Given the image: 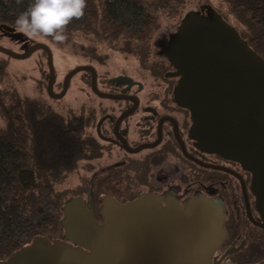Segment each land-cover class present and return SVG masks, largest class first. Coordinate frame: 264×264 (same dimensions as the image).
<instances>
[{
	"label": "flooded vegetation",
	"instance_id": "1",
	"mask_svg": "<svg viewBox=\"0 0 264 264\" xmlns=\"http://www.w3.org/2000/svg\"><path fill=\"white\" fill-rule=\"evenodd\" d=\"M208 9H189L143 55L110 51L108 58L123 54L117 72L105 70L106 56L83 50L92 56L85 66L93 69L79 73L86 103L66 117L59 115L83 145L60 188L62 208L83 203L101 225L106 199L123 205L147 196L160 207L177 204L184 209L207 201L221 211L224 232L210 264H264V176L241 157L227 158L201 147L192 135L190 111L180 105V41L175 43L174 36L186 15L193 24ZM16 33H21L17 39L4 37L19 49L41 43ZM69 73L58 80L55 71L54 94L63 90ZM92 74L102 96L92 91Z\"/></svg>",
	"mask_w": 264,
	"mask_h": 264
},
{
	"label": "water",
	"instance_id": "2",
	"mask_svg": "<svg viewBox=\"0 0 264 264\" xmlns=\"http://www.w3.org/2000/svg\"><path fill=\"white\" fill-rule=\"evenodd\" d=\"M190 23L186 15L174 36L180 41V105L194 123L192 135L206 150L227 158L241 157L264 176V60L240 38L235 28L212 9ZM12 40L21 33L0 26ZM24 35V34H22ZM17 53L0 47V53L23 60L42 50L46 55V93L64 97L70 79L92 68L77 67L54 94L55 70L50 48L42 43ZM93 70V69H92ZM91 88H96L92 74ZM60 224L63 240L36 237L0 264H210L214 249L224 237L222 213L212 203L177 204L167 208L142 196L123 205L102 201V224L85 205L64 206Z\"/></svg>",
	"mask_w": 264,
	"mask_h": 264
},
{
	"label": "trees",
	"instance_id": "3",
	"mask_svg": "<svg viewBox=\"0 0 264 264\" xmlns=\"http://www.w3.org/2000/svg\"><path fill=\"white\" fill-rule=\"evenodd\" d=\"M190 1L87 0L83 18L67 26L65 41L55 42L51 37L35 40L51 51V47L66 46L83 52L79 40L74 39L81 36L80 41L89 42L85 46L89 51L136 50L143 55L151 50L162 23L181 18ZM221 1L235 19L240 38L264 60V0ZM32 3L0 0V26L13 28L16 33V18ZM46 74L42 80L45 88ZM0 116L5 122L0 126L1 262L36 237L50 242L63 240L61 187L83 145L75 130L48 105L20 97L11 88L0 89Z\"/></svg>",
	"mask_w": 264,
	"mask_h": 264
},
{
	"label": "rangeland",
	"instance_id": "4",
	"mask_svg": "<svg viewBox=\"0 0 264 264\" xmlns=\"http://www.w3.org/2000/svg\"><path fill=\"white\" fill-rule=\"evenodd\" d=\"M205 6H209L213 10L216 9L224 22L230 24L232 27L236 26L235 19L228 14L226 7L221 0H209V2H207V0H191L188 5H185L182 11L188 12L191 7L195 10V7H200L201 9V7ZM179 15L180 14H176L175 16ZM176 22V19H172L170 23L163 22L160 29L157 31L156 37L161 35L167 29L168 31H173L177 26ZM74 39H77V41L79 40L78 43L82 46V50H87L85 46L89 44L88 41H80L83 40L81 36L75 37ZM42 42L45 43V40H42ZM0 47L17 53L21 52L17 45L13 44L11 40L4 36H1V34ZM51 49L54 70L56 71L58 80H61L67 72L72 71L77 67L85 66L91 61L92 57L91 54L84 51L82 52L78 48L73 49L66 46H55L51 47ZM98 52L101 55L110 54V51L108 50ZM122 55V53L113 54L107 58L106 61L108 63L105 70L109 67L111 71L112 68V73L121 69L122 66L119 62ZM46 71H48L46 58L45 56H42L41 52H35L29 58L23 60H17L0 53V89L11 88L15 90L20 97H28L43 102L48 105L53 112L64 117H66L67 114L77 111L83 106V103H86V90L79 73L70 80V85L65 96L59 101H52L47 95L45 83L42 81ZM0 126H5V122L1 116Z\"/></svg>",
	"mask_w": 264,
	"mask_h": 264
},
{
	"label": "clouds",
	"instance_id": "5",
	"mask_svg": "<svg viewBox=\"0 0 264 264\" xmlns=\"http://www.w3.org/2000/svg\"><path fill=\"white\" fill-rule=\"evenodd\" d=\"M22 0H16L21 3ZM87 0H33L15 20L17 30L30 39L51 37L55 42L66 39L67 26L82 19Z\"/></svg>",
	"mask_w": 264,
	"mask_h": 264
}]
</instances>
